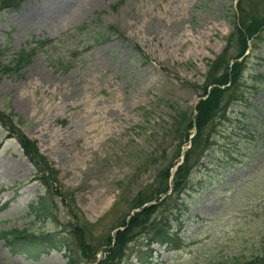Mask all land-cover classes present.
Returning a JSON list of instances; mask_svg holds the SVG:
<instances>
[{"label":"rangeland","instance_id":"374dc122","mask_svg":"<svg viewBox=\"0 0 264 264\" xmlns=\"http://www.w3.org/2000/svg\"><path fill=\"white\" fill-rule=\"evenodd\" d=\"M236 9L237 0H22L1 8L0 112L22 120L16 127L36 140L57 182L47 191L33 180L31 161L0 123V232L64 230L74 250L82 233L104 257L103 240L126 226L118 224L133 213L135 192L175 157V128L194 112L210 61L234 51ZM253 9L264 11V0ZM109 25L119 32L98 42ZM254 41L241 90L208 124L213 143L181 193L178 240L148 247L147 223L113 264H244L264 252V34ZM21 49L30 57L18 69ZM40 196L34 215L29 205ZM64 252L29 259L0 237V264H66Z\"/></svg>","mask_w":264,"mask_h":264},{"label":"trees","instance_id":"16d2710c","mask_svg":"<svg viewBox=\"0 0 264 264\" xmlns=\"http://www.w3.org/2000/svg\"><path fill=\"white\" fill-rule=\"evenodd\" d=\"M21 1L0 0V9L12 7V5H16ZM236 10L239 12V17L237 16V22L233 23L235 32L233 37V42H235L234 51L227 53L226 50H222L220 54L210 61L207 76L202 85V92L199 95L200 98L194 106V112L184 118L185 122L182 126L175 128V136L177 135L176 139L178 141L175 157L170 159L166 165L158 168L152 183L140 187L135 192L129 205L130 211L132 210L133 213L131 214L128 211L130 216L127 222L125 218L118 224L126 226L116 230L112 235L108 233L103 240L106 251L104 257L97 259V247L91 242L85 241L82 237L83 234L76 230H73L74 236L77 235L76 232L79 235L76 239L77 247L74 250L63 236L61 238V232L64 230H57L53 233H35L16 228L0 232V237H2L4 245L8 247L11 254L17 253L25 255L26 258L34 259L40 257L48 250L63 249L67 259L66 264H88V262L94 261H96V264H113L115 261H120L125 254V248L129 241L132 240L137 232L146 229L147 223L150 224L149 228L154 229L152 234L146 238L148 239V247L152 242L157 243L159 246H169L172 242L178 240L177 231L180 227L173 231L172 226L175 219H178L176 215L182 207V201H180L181 193L188 186L195 165L198 163L203 165L200 160L213 143V135L206 131V128L222 110L227 108L230 92L241 90L242 73L246 66L249 52L255 42L254 39L264 34V11L256 13L253 9V0H237ZM118 32V26L109 25V33L96 32L97 41H107L112 34ZM46 41L51 40L45 39V41L40 42L45 43ZM229 43V40H227V44ZM135 47L138 51L140 50L138 46ZM18 52L14 63L16 68L19 69L25 66L29 60L30 53L24 52L22 49ZM141 57L142 62L149 60V57L145 54H142ZM235 100L240 101L239 98H235ZM11 115L16 116L14 114L4 115L0 112V123L6 127L5 136H14L18 140L24 156L32 163V168L34 169L33 180L41 182L49 191V186H52L53 182H57V171L49 164L47 158L39 153V149L36 147V140L28 137L20 127H16L17 123H21L22 120L17 116L18 121L13 122ZM192 133L193 135L189 136ZM186 144L189 147L182 149V146ZM181 153V163L178 164L179 160L176 158ZM174 165L175 169L170 183H168L169 170ZM41 198L40 196L35 201L37 206H35L34 201L29 205L34 215L35 213L37 214L35 208H38ZM160 206L161 209L158 213L160 218L154 227L151 221V214ZM244 264H264V252L253 256Z\"/></svg>","mask_w":264,"mask_h":264},{"label":"bare ground","instance_id":"6f19581e","mask_svg":"<svg viewBox=\"0 0 264 264\" xmlns=\"http://www.w3.org/2000/svg\"><path fill=\"white\" fill-rule=\"evenodd\" d=\"M29 137V136H28Z\"/></svg>","mask_w":264,"mask_h":264},{"label":"water","instance_id":"95a60500","mask_svg":"<svg viewBox=\"0 0 264 264\" xmlns=\"http://www.w3.org/2000/svg\"><path fill=\"white\" fill-rule=\"evenodd\" d=\"M180 163V162H179Z\"/></svg>","mask_w":264,"mask_h":264}]
</instances>
